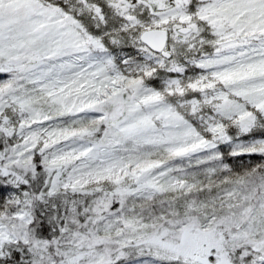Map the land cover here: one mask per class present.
<instances>
[{
    "label": "snow or ice",
    "instance_id": "snow-or-ice-1",
    "mask_svg": "<svg viewBox=\"0 0 264 264\" xmlns=\"http://www.w3.org/2000/svg\"><path fill=\"white\" fill-rule=\"evenodd\" d=\"M0 264H264V0H0Z\"/></svg>",
    "mask_w": 264,
    "mask_h": 264
}]
</instances>
